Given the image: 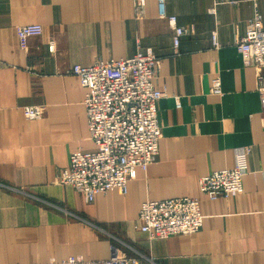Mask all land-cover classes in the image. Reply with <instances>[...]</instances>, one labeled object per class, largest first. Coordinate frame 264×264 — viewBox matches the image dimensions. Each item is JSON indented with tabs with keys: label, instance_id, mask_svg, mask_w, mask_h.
I'll list each match as a JSON object with an SVG mask.
<instances>
[{
	"label": "crops",
	"instance_id": "obj_1",
	"mask_svg": "<svg viewBox=\"0 0 264 264\" xmlns=\"http://www.w3.org/2000/svg\"><path fill=\"white\" fill-rule=\"evenodd\" d=\"M0 0V264H51L71 257L140 264H264V110L256 69L236 43L249 21L264 25V0H165L167 16L187 30L177 49L158 0ZM43 34L20 45L18 31ZM216 33L219 48L212 45ZM49 48H52L50 51ZM151 48L160 151L138 169L128 192L93 202L57 178L73 151H93L75 65L129 59ZM218 76L223 94L210 92ZM43 107L30 121L26 107ZM249 149L242 194L211 200L199 180L232 169ZM196 198L203 227L191 236L151 240L138 229L146 201Z\"/></svg>",
	"mask_w": 264,
	"mask_h": 264
},
{
	"label": "built area",
	"instance_id": "obj_2",
	"mask_svg": "<svg viewBox=\"0 0 264 264\" xmlns=\"http://www.w3.org/2000/svg\"><path fill=\"white\" fill-rule=\"evenodd\" d=\"M144 0H135L140 13ZM160 17L166 18L173 28L175 49L187 30L178 26L177 18L167 16L165 0H158ZM43 34L41 25H25L18 31L20 45L26 49L28 41ZM212 45L219 48L216 33H212ZM245 66L256 69V90L264 110V25L256 16L236 43ZM52 51V48H49ZM71 73L76 75L86 89L84 105L90 132L95 145L93 151H73L68 166L60 171L57 182L72 187L93 202L97 194L116 191L128 192L129 181L136 171L147 170L156 161L160 151L162 127L158 118V102L164 91L156 86L159 78V60L151 48L139 51L129 59L98 62L90 66L75 65ZM213 95L221 96L222 83L216 76L210 88ZM24 116L38 120L44 116L43 107H26ZM249 149L235 151V165L211 173L199 180L202 196L211 200L242 194L244 178L248 173ZM199 199L175 198L143 203L138 229L151 240L173 236H191L203 227ZM51 264H140L138 259L123 253H115L109 260L86 261L83 257H71Z\"/></svg>",
	"mask_w": 264,
	"mask_h": 264
},
{
	"label": "rangeland",
	"instance_id": "obj_3",
	"mask_svg": "<svg viewBox=\"0 0 264 264\" xmlns=\"http://www.w3.org/2000/svg\"><path fill=\"white\" fill-rule=\"evenodd\" d=\"M136 8V7H135ZM73 68V67H72Z\"/></svg>",
	"mask_w": 264,
	"mask_h": 264
}]
</instances>
